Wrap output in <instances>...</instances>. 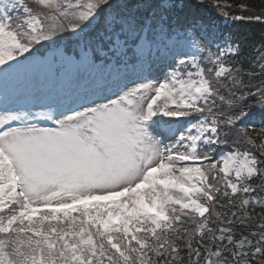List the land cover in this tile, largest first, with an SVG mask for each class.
Wrapping results in <instances>:
<instances>
[{
	"label": "snow or ice",
	"instance_id": "1",
	"mask_svg": "<svg viewBox=\"0 0 264 264\" xmlns=\"http://www.w3.org/2000/svg\"><path fill=\"white\" fill-rule=\"evenodd\" d=\"M207 6L259 44L187 0H0V264H264V0Z\"/></svg>",
	"mask_w": 264,
	"mask_h": 264
},
{
	"label": "trees",
	"instance_id": "2",
	"mask_svg": "<svg viewBox=\"0 0 264 264\" xmlns=\"http://www.w3.org/2000/svg\"><path fill=\"white\" fill-rule=\"evenodd\" d=\"M187 2L191 5V11L193 15L198 18L203 19L206 23L215 22L219 25L218 22H222V19L216 17L214 11L208 7L209 0H205L204 6H198V0H187ZM233 2H238V0H233ZM251 3L255 4L257 10L261 5V0H250ZM219 27L224 31H233L240 34L249 35L257 44H259V34H260V26L259 25H249L241 22H224L223 25H219ZM246 54L250 56L258 55V52L252 51L251 49L244 50ZM250 103L255 104V101H250ZM259 126V125H257Z\"/></svg>",
	"mask_w": 264,
	"mask_h": 264
},
{
	"label": "rangeland",
	"instance_id": "3",
	"mask_svg": "<svg viewBox=\"0 0 264 264\" xmlns=\"http://www.w3.org/2000/svg\"><path fill=\"white\" fill-rule=\"evenodd\" d=\"M223 23H224V21L220 22L219 25H221ZM41 86L44 88H56V87H58V85L55 84L53 81L47 80V79L41 81Z\"/></svg>",
	"mask_w": 264,
	"mask_h": 264
}]
</instances>
